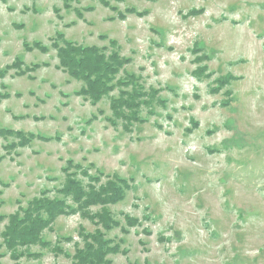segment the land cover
I'll return each instance as SVG.
<instances>
[{"label": "rangeland", "instance_id": "374dc122", "mask_svg": "<svg viewBox=\"0 0 264 264\" xmlns=\"http://www.w3.org/2000/svg\"><path fill=\"white\" fill-rule=\"evenodd\" d=\"M59 32L130 58L129 85L80 94ZM0 128L31 135L0 136V264H73L97 231L108 264H264V0H0ZM70 172L121 185L111 229L91 206L8 249L11 216L62 197Z\"/></svg>", "mask_w": 264, "mask_h": 264}, {"label": "trees", "instance_id": "16d2710c", "mask_svg": "<svg viewBox=\"0 0 264 264\" xmlns=\"http://www.w3.org/2000/svg\"><path fill=\"white\" fill-rule=\"evenodd\" d=\"M52 45L56 51L58 67L71 77L82 81L84 85L79 93L86 98H91L93 102H98L119 85H129L127 78L116 80L123 67L130 62V58L121 56L119 51L111 50L107 52L105 47L78 44L67 39L63 32L57 34ZM34 46L42 50H48L46 46L39 42L33 46H27V48L33 49ZM37 65L27 68L36 69ZM228 79H232V76L229 75ZM228 79L220 78L219 83L222 85L228 82ZM143 95L141 91H137L131 96L113 98L111 102L112 112L116 117L120 116L121 109H131L133 101ZM7 134L24 137L25 143H28L31 139V135L29 138V136L23 135L20 130L0 128V136ZM89 180H93V178L89 177ZM117 181L123 182L121 179H117ZM58 193L62 197L43 196L33 199L22 217L11 216L10 224L3 234L8 249L42 242L43 231L57 217L71 212H80L83 215L87 213L86 215H88L89 212H86V209L91 206H98L102 210L90 213V218L97 219V222L102 224L105 229H111L115 220L110 216L106 206L115 204L124 198L121 185L116 181H108L99 187L91 183L85 185L72 172L68 174L63 187L58 190ZM84 240L85 245L82 248H77L72 257L73 264L109 263L106 257L115 252L116 247L110 244V240L105 239L101 231L87 234Z\"/></svg>", "mask_w": 264, "mask_h": 264}]
</instances>
